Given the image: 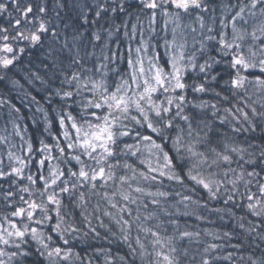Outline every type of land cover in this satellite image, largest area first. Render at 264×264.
<instances>
[{
    "label": "snow or ice",
    "instance_id": "6c2138e0",
    "mask_svg": "<svg viewBox=\"0 0 264 264\" xmlns=\"http://www.w3.org/2000/svg\"><path fill=\"white\" fill-rule=\"evenodd\" d=\"M0 86V264H264V0H0Z\"/></svg>",
    "mask_w": 264,
    "mask_h": 264
},
{
    "label": "trees",
    "instance_id": "16d2710c",
    "mask_svg": "<svg viewBox=\"0 0 264 264\" xmlns=\"http://www.w3.org/2000/svg\"><path fill=\"white\" fill-rule=\"evenodd\" d=\"M18 79H21V83H25L24 80L22 79V76H18ZM25 87L28 88L29 91L32 92L33 95H37V97L39 98L40 93L36 92L35 89L30 88L27 84H25ZM0 93H3L6 97L10 98L12 103H15L17 106L22 107V111L26 116H31L32 113L28 111L27 108H23V106L21 105L20 102V98L17 96V91H8V89H6L4 86H0ZM33 107V111L35 106ZM7 111V109H3L0 110V129H2L3 127V123H4V113ZM37 118L38 120H40V123L38 126H33L31 123V120H26L25 122L29 124V133L33 136V137H39L43 134V122H42V116H40L39 114H37ZM9 130L10 126H9Z\"/></svg>",
    "mask_w": 264,
    "mask_h": 264
}]
</instances>
